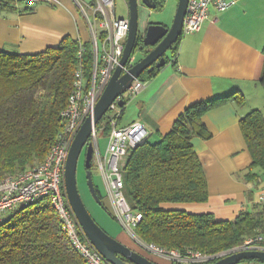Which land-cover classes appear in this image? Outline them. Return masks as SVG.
I'll return each mask as SVG.
<instances>
[{"label":"trees","instance_id":"trees-1","mask_svg":"<svg viewBox=\"0 0 264 264\" xmlns=\"http://www.w3.org/2000/svg\"><path fill=\"white\" fill-rule=\"evenodd\" d=\"M19 6L14 0H0V13L35 10V7ZM86 47L85 61L90 70L91 48L89 44ZM78 49L79 41L66 35L59 45L35 53L0 50V179L41 162L55 143L64 125L61 112L73 88ZM176 49L177 46L170 51L174 53ZM158 69L145 71L140 79L146 81ZM260 82L264 88V66ZM231 100L245 103L243 95L234 92L189 104L169 132L156 140L148 137L124 159V191L133 210L142 214L136 233L143 241L169 249L190 247L217 253L237 247L249 236L264 233L261 199L251 208L239 211L234 219L226 220L217 219L209 212L164 207L171 202L208 200V182L193 138H210L212 134L204 115ZM239 123L252 156L245 178L248 182H260V173L254 169L264 170V113L253 109ZM96 129L110 133L107 117L100 120ZM98 193L102 198L99 190ZM59 218L48 197L1 216L0 264H85ZM249 262L264 264L260 259L243 260L239 264Z\"/></svg>","mask_w":264,"mask_h":264},{"label":"crops","instance_id":"crops-1","mask_svg":"<svg viewBox=\"0 0 264 264\" xmlns=\"http://www.w3.org/2000/svg\"><path fill=\"white\" fill-rule=\"evenodd\" d=\"M81 21L84 20L73 0L50 6L38 4L33 12H2L0 50L35 53L59 45L66 35L86 40L88 27L85 24L86 30L81 31ZM168 57L166 65L146 80L144 88L129 96L136 115L123 121L125 104L118 125L140 120L151 132L149 138L156 140L171 130L189 104L234 92L242 94L245 103L231 100L204 115L210 138H193L208 182V200L164 204L168 209L209 212L220 220L234 219L239 211L251 208L264 195L262 168L254 169L260 173V182L245 178L252 156L239 123L253 109L264 113V88L260 84L264 66V0H236L225 11L211 10V17L202 28L183 36Z\"/></svg>","mask_w":264,"mask_h":264},{"label":"built area","instance_id":"built-area-1","mask_svg":"<svg viewBox=\"0 0 264 264\" xmlns=\"http://www.w3.org/2000/svg\"><path fill=\"white\" fill-rule=\"evenodd\" d=\"M84 1L91 7L94 19L91 18L83 0H73L88 27V40L81 37L77 39L79 62L74 72L73 88L67 105L61 112L64 125L41 162L0 179V214L48 197L61 219L63 230L84 258L85 264H112L85 235L70 206L64 184V172L72 142L87 116L92 115L103 89L120 64L130 30V14L117 16L114 0ZM23 2L27 6L36 7L41 3L58 5L61 0ZM235 3L236 0H188L182 36L198 32L203 22L211 17V10L222 12ZM86 44L90 45L92 54L90 70L85 61ZM134 62L135 57L131 56L128 64L123 66V71H127ZM145 84L146 81L136 78L126 92L130 97L135 96ZM122 98L125 99L123 95L117 97L107 111L111 130L105 151L101 150L97 129L92 132L89 141H92L93 145L92 162L95 161L105 182L114 217L121 222L123 229L137 242L136 244L146 252L167 259L172 264H207L241 250L264 251V233L249 236L237 247L217 253L202 252L190 247L184 250L169 249L161 244L145 242L138 237L136 227L142 219V214L133 210L126 197L123 162L130 151L143 143L151 132L140 120L125 126L118 125L123 108L119 105V100ZM260 199L264 201V195H261Z\"/></svg>","mask_w":264,"mask_h":264},{"label":"water","instance_id":"water-1","mask_svg":"<svg viewBox=\"0 0 264 264\" xmlns=\"http://www.w3.org/2000/svg\"><path fill=\"white\" fill-rule=\"evenodd\" d=\"M127 2L128 13L130 14V30L120 64L114 70L106 88L103 89L92 115L87 116L72 142L65 166L64 184L70 206L85 235L106 260L112 264H159L108 233L92 216L78 186V166L80 157L85 150L84 166L90 193L98 205L105 206L91 173L93 145L89 139L92 132L107 113L111 104L129 89L134 79L140 78L145 71L152 72L156 68L166 65L165 53L172 48L173 44L182 35L188 0H178L176 14L170 27L159 22H152L147 26L143 43L147 46H154L153 50H150L140 60L133 63L127 71H123V66L128 64L130 57L135 53L139 33L138 0H127ZM142 2L150 9L157 8V3L154 0H142ZM119 105L123 107L125 99H120ZM248 259L264 261V251L241 250L207 264H239L241 261Z\"/></svg>","mask_w":264,"mask_h":264},{"label":"rangeland","instance_id":"rangeland-1","mask_svg":"<svg viewBox=\"0 0 264 264\" xmlns=\"http://www.w3.org/2000/svg\"><path fill=\"white\" fill-rule=\"evenodd\" d=\"M115 1V8H116V15L117 16H124L127 15L129 12L128 9V4L127 0H114ZM14 2L18 3L21 8H26V4L23 2V0H14ZM85 3V6L87 8V11L90 13L91 18L94 19L91 7L83 0ZM42 4V3H41ZM50 6V3H46V5ZM178 6V0H165L164 4L162 6H159L156 9H150L146 5L143 4L142 0H138V12H139V28H143L144 24L146 23L147 19L153 21V22H162L166 24L168 27H170L173 23L176 10ZM83 22V23H82ZM85 22L81 21L79 22V25L81 28V31L86 30ZM86 37V34L84 35ZM88 40V36L86 38ZM177 42L173 44L172 47H176ZM168 53L170 54L171 51L169 50ZM135 58H140L143 56L142 52H135L132 54ZM127 101L126 103V111L125 115L123 118V121H127L130 119L132 116L136 115V108L134 103H132L129 95L127 92L123 94ZM131 101V102H129ZM107 113L104 115V117H107ZM107 137L108 134L103 132L102 130L98 131V139L100 143L101 150L104 152L107 146ZM84 159H85V150L83 151L80 161H79V166H78V186L81 192V195L90 210L91 214L93 217H95V220L106 230L108 233H110L112 236L120 239V241L126 243L127 245L131 246L134 249L137 248V242L134 241V239L123 229V226L121 225V222L114 217L113 214V207L111 204V201L109 197L107 196V189L105 182L101 176L100 170L97 165L95 164V161L92 162V167H91V173L93 177V181L95 182V186L97 190L100 191L102 194V200L105 206L98 205L96 200L93 198V196L90 193L89 187H88V182H87V177H86V168L84 166ZM3 216H8V213L6 214H0V217ZM139 247V246H138ZM142 254L148 255L152 259H155L156 261L160 262L161 264H164L165 262H168L167 259H164L159 256H155L150 253L142 252L141 250L138 249ZM256 262H249V264H255Z\"/></svg>","mask_w":264,"mask_h":264},{"label":"flooded vegetation","instance_id":"flooded-vegetation-1","mask_svg":"<svg viewBox=\"0 0 264 264\" xmlns=\"http://www.w3.org/2000/svg\"><path fill=\"white\" fill-rule=\"evenodd\" d=\"M156 3H157V8L159 7L160 3H162L163 0H154ZM153 21L147 19L146 23L144 24V27L143 28H139V33H138V36H137V42H136V49H135V52H142L143 53V56L146 55V53H148L150 50H153L154 46H147L143 43V40L146 35V28L147 26L152 23ZM159 23H162V22H159ZM164 24V23H162ZM166 25V24H165ZM167 26V25H166ZM165 55H167V53H165ZM142 56V57H143ZM142 57L140 58H135V62H137L138 60H140ZM134 62V63H135ZM156 64V62H154Z\"/></svg>","mask_w":264,"mask_h":264}]
</instances>
